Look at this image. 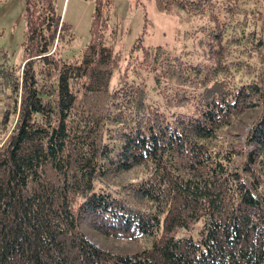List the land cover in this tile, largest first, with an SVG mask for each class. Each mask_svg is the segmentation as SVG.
I'll return each mask as SVG.
<instances>
[{
  "label": "trees",
  "instance_id": "16d2710c",
  "mask_svg": "<svg viewBox=\"0 0 264 264\" xmlns=\"http://www.w3.org/2000/svg\"><path fill=\"white\" fill-rule=\"evenodd\" d=\"M91 1L76 55L60 56L73 34L56 0H24L20 64L0 46V264H264V15L235 0H154L206 18L215 62L138 38L127 62L138 80L111 89L113 0ZM81 223L153 241L111 253ZM196 225V240L174 237Z\"/></svg>",
  "mask_w": 264,
  "mask_h": 264
},
{
  "label": "rangeland",
  "instance_id": "374dc122",
  "mask_svg": "<svg viewBox=\"0 0 264 264\" xmlns=\"http://www.w3.org/2000/svg\"><path fill=\"white\" fill-rule=\"evenodd\" d=\"M235 2L248 11L251 19L260 23L264 15V0H235ZM56 6L63 20L71 26L73 34V39L60 50V56L71 57L78 54L89 40L93 3L91 0H56ZM24 9V0H0V46L6 50L9 63L12 65L20 64L23 57ZM110 23L118 26L114 50L119 56L118 69L109 83L111 89L117 87L123 80L131 81L134 78L138 80L136 74L127 66L130 50L138 38H142L143 45L147 47L162 46L192 63L203 62L212 66L215 62L209 52L211 45L206 44L211 43L212 40L207 38L203 31V27L209 25L205 17L186 15L183 11L166 15L156 10L154 0H113ZM225 60L228 61L229 58ZM139 78H143L145 82L148 99H159L160 95L155 92L151 74L142 73ZM239 78L237 75L234 83H238ZM4 105L0 101V119ZM247 125H249L248 121L244 122V125L237 124V129L244 132ZM242 139L241 135L240 141ZM2 142L3 140L0 145ZM137 176L138 173L132 171L123 176L119 182ZM80 228L88 239L111 253L137 252L149 247L153 241L151 237L139 238L131 242L115 241L96 234L85 223H81ZM197 230L198 225L192 230L180 228L174 233V237H191L196 240Z\"/></svg>",
  "mask_w": 264,
  "mask_h": 264
}]
</instances>
